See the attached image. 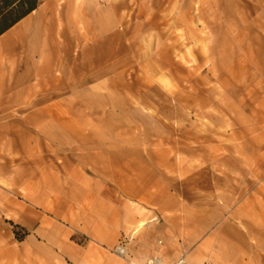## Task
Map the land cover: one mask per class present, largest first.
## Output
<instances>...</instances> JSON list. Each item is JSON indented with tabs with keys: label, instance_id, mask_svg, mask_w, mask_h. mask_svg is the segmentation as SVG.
<instances>
[{
	"label": "crops",
	"instance_id": "crops-1",
	"mask_svg": "<svg viewBox=\"0 0 264 264\" xmlns=\"http://www.w3.org/2000/svg\"><path fill=\"white\" fill-rule=\"evenodd\" d=\"M59 17L39 8L0 36V264H264V171L244 167L249 189L198 204L172 187L169 155L162 166L159 151L66 132L110 107L56 100L79 93L81 77Z\"/></svg>",
	"mask_w": 264,
	"mask_h": 264
},
{
	"label": "rangeland",
	"instance_id": "rangeland-1",
	"mask_svg": "<svg viewBox=\"0 0 264 264\" xmlns=\"http://www.w3.org/2000/svg\"><path fill=\"white\" fill-rule=\"evenodd\" d=\"M40 2L56 8L81 63L80 92L56 100L110 107L67 133L80 126L114 151H159L162 166L169 155L172 187L198 204L249 189L244 167L264 171V142L250 138L264 135V0Z\"/></svg>",
	"mask_w": 264,
	"mask_h": 264
},
{
	"label": "trees",
	"instance_id": "trees-1",
	"mask_svg": "<svg viewBox=\"0 0 264 264\" xmlns=\"http://www.w3.org/2000/svg\"><path fill=\"white\" fill-rule=\"evenodd\" d=\"M41 0H0V36L40 6ZM18 237V233L16 232ZM19 238V237H18ZM23 237H20L22 239Z\"/></svg>",
	"mask_w": 264,
	"mask_h": 264
},
{
	"label": "built area",
	"instance_id": "built-area-1",
	"mask_svg": "<svg viewBox=\"0 0 264 264\" xmlns=\"http://www.w3.org/2000/svg\"><path fill=\"white\" fill-rule=\"evenodd\" d=\"M116 252L120 255H125V248L122 243L116 248ZM132 264H139V263H132ZM141 264H187V262L183 258L175 262H167L160 257H153L149 259L147 262Z\"/></svg>",
	"mask_w": 264,
	"mask_h": 264
},
{
	"label": "bare ground",
	"instance_id": "bare-ground-1",
	"mask_svg": "<svg viewBox=\"0 0 264 264\" xmlns=\"http://www.w3.org/2000/svg\"><path fill=\"white\" fill-rule=\"evenodd\" d=\"M65 1V0H64ZM49 6H51L53 9H54V6L52 5V3L49 5ZM83 13V12H82Z\"/></svg>",
	"mask_w": 264,
	"mask_h": 264
}]
</instances>
